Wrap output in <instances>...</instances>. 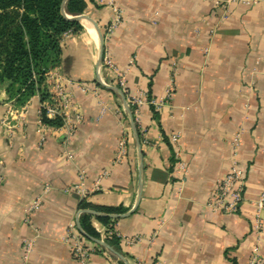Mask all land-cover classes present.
<instances>
[{
	"label": "crops",
	"instance_id": "1",
	"mask_svg": "<svg viewBox=\"0 0 264 264\" xmlns=\"http://www.w3.org/2000/svg\"><path fill=\"white\" fill-rule=\"evenodd\" d=\"M84 2L82 30L62 37L57 66L82 115L74 133L46 127L39 145L37 96L9 134L0 125V264H19L25 239L34 243L29 264H82L65 242L67 226L81 219L97 234L82 230L88 264H248L255 252L264 264V210L253 227L264 191V1ZM101 44L129 92L158 100L173 85L160 108L139 107L135 131L122 95L99 81L117 88L115 74L97 64ZM9 104L1 87L0 117ZM236 136L243 200L217 213L208 202ZM121 139L126 154L115 162ZM80 171L88 187L108 172L84 208L64 190ZM40 196L26 222L24 209ZM103 217L125 242L107 239Z\"/></svg>",
	"mask_w": 264,
	"mask_h": 264
},
{
	"label": "built area",
	"instance_id": "2",
	"mask_svg": "<svg viewBox=\"0 0 264 264\" xmlns=\"http://www.w3.org/2000/svg\"><path fill=\"white\" fill-rule=\"evenodd\" d=\"M231 1H239L246 5L257 4L260 1L264 0H219L220 3L224 5L230 3ZM121 12L117 9L115 10V17L113 22L109 25V30L114 28L120 21ZM70 32L64 34L67 35ZM63 35V36H64ZM102 64L108 67L114 74L116 78V83L125 91L127 88L125 87V79L121 72H119L116 67L113 65L111 60L107 55L104 54L102 56ZM100 79V76H99ZM101 80V79H100ZM101 82L105 84L102 80ZM45 84L48 89V92L52 96V102H40L39 100V128L37 132L39 133V145L45 142V134L44 129L46 127L45 124L41 122L40 114L42 111L45 112V115L48 118H54L56 116L62 118V125L59 127H51L55 130H63L66 133L67 138H69L75 131L76 126L81 122L82 115L79 111L77 105L73 102L69 86L73 84L70 79L65 78L58 70L57 67L49 70L46 73ZM83 91L88 90V87L85 85H80ZM173 92L172 83L166 89L165 97L163 99H153L149 97L147 91L136 90L133 93L128 92V97L126 99L127 105L132 106L134 109V123L137 119L138 109L142 105H151L154 108H160L163 103H167L169 98L171 97ZM38 97V96H37ZM39 98V97H38ZM30 101V100H29ZM28 101V102H29ZM9 102V101H8ZM27 102V103H28ZM8 105L6 112L0 117V125L3 129H5L6 133L9 134L11 125L10 121L18 118H22L23 108H16L12 105L11 102ZM179 137L177 134H174L170 137L171 143H177ZM232 145V160L229 166L228 171L225 175L220 178L213 189V196L211 200L208 202V206L212 211L217 213H231L237 210L240 203L243 200V192H242V184L244 179V171L241 168L240 164L237 161L238 155V145L239 139L238 137H234L231 141ZM126 154V142L125 139H121L118 145V149L116 151L114 161L121 162ZM67 157L71 158V154L67 153ZM107 171H104L99 175L95 183L92 187H88L86 185L85 174L80 171L77 177V181L67 186L64 190L67 193L74 194L78 197L79 200L87 198L91 193L96 192L100 189V181L107 175ZM49 186L46 185L43 189V193L49 190ZM41 196L37 197L32 201L24 209V219L27 222L29 216L40 207L41 205ZM264 210V191L261 192L258 199L255 201V221H254V230L258 231L261 227L260 213ZM105 235L111 236L115 235L120 239V241H124L118 234L115 232L111 225L107 226L105 230ZM136 240V237L133 239H126L127 242H133ZM65 242L67 243L69 250L72 256L82 264H88L89 257L92 254V248L87 246L84 243L83 235L78 230L77 226L73 223H70L67 226L66 234H65ZM33 240L25 239L22 242V254L19 264H29V257L33 251ZM260 259L257 256L256 252L253 253L248 264H259Z\"/></svg>",
	"mask_w": 264,
	"mask_h": 264
},
{
	"label": "trees",
	"instance_id": "3",
	"mask_svg": "<svg viewBox=\"0 0 264 264\" xmlns=\"http://www.w3.org/2000/svg\"><path fill=\"white\" fill-rule=\"evenodd\" d=\"M63 1L0 0V88L4 87L7 101L16 108L34 96L40 102H52L45 84L46 73L59 64L63 35L81 32L82 25L74 17L82 14L85 7L84 0H66L62 8ZM116 87L127 99L129 91L118 84ZM129 109L134 120V109L130 105ZM40 119L49 127L62 125L61 117L50 119L44 111ZM80 207H85L84 199L80 200ZM101 220L106 225L110 223L107 217ZM81 228L89 236L97 237L82 219ZM107 239L119 245L120 239L115 235Z\"/></svg>",
	"mask_w": 264,
	"mask_h": 264
},
{
	"label": "water",
	"instance_id": "4",
	"mask_svg": "<svg viewBox=\"0 0 264 264\" xmlns=\"http://www.w3.org/2000/svg\"><path fill=\"white\" fill-rule=\"evenodd\" d=\"M65 2H66V0L63 1L62 8H63ZM74 18H76L77 20H80V19H83L84 16H83V15H77V16H75ZM102 56H103V47H102V44H101V47H100V57H99V60H98V63H97L98 66H99L100 63H101ZM99 81H100V83H101L103 86L110 87V88H112V89L118 91V92L122 95V97H123V102H124L125 108H126V110H127L128 117H129V120H130L131 126H132L133 130L135 131V123H134V120H133V117H132L131 111H130L128 105H127L126 99H125L123 93L121 92V90L118 89V88H113V87H111V86H108V85H106V84H103V83L101 82L100 79H99ZM135 135L137 136L136 133H135ZM77 228H78V230L80 231V233H81L82 235H84V233H83V231H82V229H81V227H80V225H79L78 222H77Z\"/></svg>",
	"mask_w": 264,
	"mask_h": 264
}]
</instances>
